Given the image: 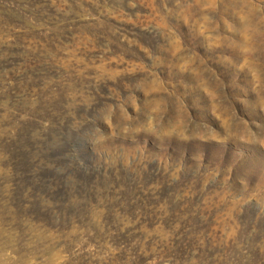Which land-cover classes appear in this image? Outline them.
Here are the masks:
<instances>
[{"label":"rangeland","instance_id":"obj_1","mask_svg":"<svg viewBox=\"0 0 264 264\" xmlns=\"http://www.w3.org/2000/svg\"><path fill=\"white\" fill-rule=\"evenodd\" d=\"M0 264H264V0H0Z\"/></svg>","mask_w":264,"mask_h":264}]
</instances>
